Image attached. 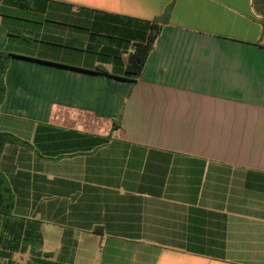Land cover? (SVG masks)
<instances>
[{"label": "crops", "instance_id": "obj_1", "mask_svg": "<svg viewBox=\"0 0 264 264\" xmlns=\"http://www.w3.org/2000/svg\"><path fill=\"white\" fill-rule=\"evenodd\" d=\"M0 9V132L26 143L0 159L15 197L0 260L264 264V0Z\"/></svg>", "mask_w": 264, "mask_h": 264}, {"label": "trees", "instance_id": "obj_2", "mask_svg": "<svg viewBox=\"0 0 264 264\" xmlns=\"http://www.w3.org/2000/svg\"><path fill=\"white\" fill-rule=\"evenodd\" d=\"M32 0H16V4L21 8L30 6ZM169 13V9L166 12ZM165 16L156 18L150 23V32L145 43L134 45V52L130 54L126 66L127 77L136 83L141 76L146 61L153 50L163 24H166ZM11 54L0 50V106L6 95L5 74L10 64ZM100 73L107 74L105 69H98ZM26 144L10 133L0 132V159L7 144ZM15 206V197L7 178L0 171V215L10 216Z\"/></svg>", "mask_w": 264, "mask_h": 264}, {"label": "rangeland", "instance_id": "obj_3", "mask_svg": "<svg viewBox=\"0 0 264 264\" xmlns=\"http://www.w3.org/2000/svg\"><path fill=\"white\" fill-rule=\"evenodd\" d=\"M2 12H3L2 9H0V14H3ZM4 21H7L6 18H4ZM0 23H1V22H0ZM127 58H128V57H127ZM0 264H5L4 260H0Z\"/></svg>", "mask_w": 264, "mask_h": 264}]
</instances>
